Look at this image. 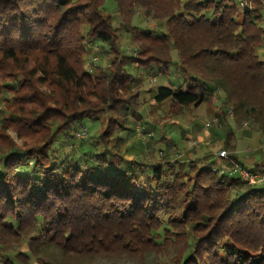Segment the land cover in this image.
<instances>
[{"label":"trees","instance_id":"1","mask_svg":"<svg viewBox=\"0 0 264 264\" xmlns=\"http://www.w3.org/2000/svg\"><path fill=\"white\" fill-rule=\"evenodd\" d=\"M263 11L264 0H0V264L142 261L170 248L166 264H264V179L237 170L264 178V157L247 165L227 142L243 123L264 136ZM93 44L111 55L96 74L85 69ZM129 62L167 82L150 91L166 126L218 97L226 155L180 161L172 138L150 134L125 159L135 123L142 136L148 125ZM86 119L98 127L78 151Z\"/></svg>","mask_w":264,"mask_h":264},{"label":"rangeland","instance_id":"2","mask_svg":"<svg viewBox=\"0 0 264 264\" xmlns=\"http://www.w3.org/2000/svg\"><path fill=\"white\" fill-rule=\"evenodd\" d=\"M263 15V26H264V11ZM154 24H150V27ZM123 36H120V45L124 48L128 54L136 56L133 47L129 44L128 41L123 39ZM89 53L87 54V59L85 61V69L94 74L97 73L98 68H105L108 65V60L111 59V55L108 51V48L102 44H93L87 47ZM262 53V51H260ZM173 63L170 68L169 77L173 79L177 74V57L176 53L171 51ZM130 69L135 74L136 64L129 62ZM163 83L162 76L158 73L157 69H154L152 72H143L140 74H135L134 88L139 92L141 101H145L143 104L142 110L145 115L144 122H147V133L146 136L140 134V126L135 123V133L129 136L126 147L128 150L126 152L125 159H132L134 156H138L139 148L138 141L148 140L149 135L153 134L156 139L161 138L163 134H166V137L172 138L176 142V150L179 151V160H195L204 158L210 159L214 155H219L223 150L222 146V137L215 133V114L221 112V101L220 99L214 98L209 102H205L198 107H189L184 110V112L178 116L174 117L170 121V125H165L166 114L164 110L166 106L158 109L154 106L150 108V105H154V102L151 100L150 91L155 90L157 86H160ZM163 84H167L165 81ZM176 87V85H174ZM228 117H232V113L228 112ZM105 119L100 117L96 124L99 128L102 129L105 124ZM131 121H135L132 119ZM83 126L78 127L75 131V147L79 151L81 147L78 145L81 143V138H77L78 131L84 130L85 135L93 136L95 134V128L91 126V121L83 120ZM208 124V127L205 125ZM223 131V135L227 133V128H220ZM213 131V133H212ZM8 134L13 139V141L18 144L27 143V141L18 138L16 133L9 129ZM214 136V138H212ZM85 139V138H84ZM229 147H235L238 157L244 163L247 160L248 164H253L255 158L259 157L261 154L264 157V136H260L259 133L253 131L247 123L240 124L235 130L233 137L231 136L227 141ZM162 146L157 145L156 148ZM231 149V148H230ZM58 154V152H56ZM157 155V154H156ZM226 155V153H225ZM246 162V161H245ZM247 164V165H248ZM245 169V168H244ZM247 169V168H246ZM260 175V174H258ZM257 175V176H258ZM45 256L47 259L52 257L61 258V253L56 248L50 247L46 250ZM173 256L172 248L168 249V253L160 257H156L155 254L150 253L146 254L142 261L138 259H101L98 261L99 264H166L167 261ZM53 259V258H52Z\"/></svg>","mask_w":264,"mask_h":264},{"label":"built area","instance_id":"3","mask_svg":"<svg viewBox=\"0 0 264 264\" xmlns=\"http://www.w3.org/2000/svg\"><path fill=\"white\" fill-rule=\"evenodd\" d=\"M205 126L208 127V124H206ZM83 136H85V131L84 130H80L79 133L77 134V138H81ZM219 155L220 156H225V152L221 151L219 153ZM237 170H238V173H239L240 177L245 179L248 184H254V183L264 179L263 176H260L258 174H253L247 169L237 168Z\"/></svg>","mask_w":264,"mask_h":264},{"label":"crops","instance_id":"4","mask_svg":"<svg viewBox=\"0 0 264 264\" xmlns=\"http://www.w3.org/2000/svg\"><path fill=\"white\" fill-rule=\"evenodd\" d=\"M246 161V162H245ZM244 162H245V164H248V162H247V160H245Z\"/></svg>","mask_w":264,"mask_h":264}]
</instances>
